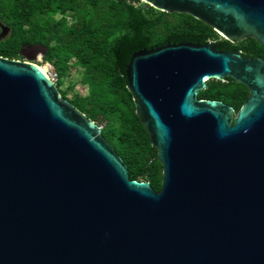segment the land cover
I'll return each instance as SVG.
<instances>
[{
  "label": "water",
  "instance_id": "95a60500",
  "mask_svg": "<svg viewBox=\"0 0 264 264\" xmlns=\"http://www.w3.org/2000/svg\"><path fill=\"white\" fill-rule=\"evenodd\" d=\"M143 1L264 45V0ZM126 75L160 191L40 65L0 55V264H264V59L168 43L135 51ZM227 77L250 89L238 111L199 97Z\"/></svg>",
  "mask_w": 264,
  "mask_h": 264
},
{
  "label": "trees",
  "instance_id": "16d2710c",
  "mask_svg": "<svg viewBox=\"0 0 264 264\" xmlns=\"http://www.w3.org/2000/svg\"><path fill=\"white\" fill-rule=\"evenodd\" d=\"M0 22L11 28L0 40V55L25 59L26 49L47 47L45 60L59 74L62 96L103 125L104 137L127 164L130 178L149 181L156 191L162 187L163 165L128 87L126 66L132 54L168 43L213 42L264 58V45L253 37L233 42L200 19L143 0H0ZM247 93L244 84L212 78L199 97L225 100L238 111Z\"/></svg>",
  "mask_w": 264,
  "mask_h": 264
},
{
  "label": "rangeland",
  "instance_id": "374dc122",
  "mask_svg": "<svg viewBox=\"0 0 264 264\" xmlns=\"http://www.w3.org/2000/svg\"><path fill=\"white\" fill-rule=\"evenodd\" d=\"M25 59L21 60H34L36 64L43 66V65H51L49 62L45 60V55H43V47L41 46H33L24 51ZM73 75L77 76V71L73 70ZM77 78V77H76ZM78 89L84 91L85 87L78 84ZM71 96V95H70Z\"/></svg>",
  "mask_w": 264,
  "mask_h": 264
},
{
  "label": "flooded vegetation",
  "instance_id": "af4514ba",
  "mask_svg": "<svg viewBox=\"0 0 264 264\" xmlns=\"http://www.w3.org/2000/svg\"><path fill=\"white\" fill-rule=\"evenodd\" d=\"M224 37V36H223ZM238 40H241V39H238ZM238 40H236V41H238ZM231 41H233V40H231ZM236 41H233V42H236ZM216 45V49L217 50H221V51H234V50H237L236 48H230V49H223V48H219L218 46H217V43L215 44ZM238 52H241L240 50H237ZM242 53V52H241ZM242 56H244V57H247V58H257V57H260V56H248V55H244L243 53H242ZM261 58H263V57H261ZM264 59V58H263ZM30 61H32V62H35L34 60H30ZM231 80H233L232 78H230V77H227V78H225V79H222L221 81H223V82H231ZM247 87V86H246ZM245 92V90H243L242 91V93H244ZM247 96L245 97V99H244V101H243V103L246 101V99L249 97V95H250V89L247 87ZM243 95V94H242ZM243 96H239V97H236L235 99H230V100H233V101H238V100H240L241 98H242ZM217 100H219V99H217ZM221 101H223V102H225V103H228L227 101H225V100H221ZM243 103H242V105H243ZM228 104H230V103H228ZM241 105V106H242ZM241 108V107H240Z\"/></svg>",
  "mask_w": 264,
  "mask_h": 264
},
{
  "label": "built area",
  "instance_id": "2783aa9c",
  "mask_svg": "<svg viewBox=\"0 0 264 264\" xmlns=\"http://www.w3.org/2000/svg\"><path fill=\"white\" fill-rule=\"evenodd\" d=\"M47 72H48L49 76L51 77V79L57 84L58 80H59V74H58V72H57V70L53 64L49 65ZM100 127L102 128L103 125H100Z\"/></svg>",
  "mask_w": 264,
  "mask_h": 264
},
{
  "label": "bare ground",
  "instance_id": "6f19581e",
  "mask_svg": "<svg viewBox=\"0 0 264 264\" xmlns=\"http://www.w3.org/2000/svg\"><path fill=\"white\" fill-rule=\"evenodd\" d=\"M40 68L43 70V72L45 73L47 71V69L49 68V65H43L40 66Z\"/></svg>",
  "mask_w": 264,
  "mask_h": 264
}]
</instances>
